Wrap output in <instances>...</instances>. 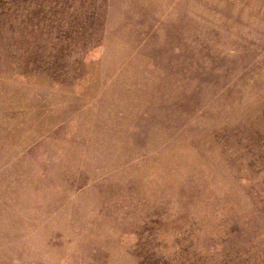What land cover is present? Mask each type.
I'll return each instance as SVG.
<instances>
[{"label": "rangeland", "instance_id": "374dc122", "mask_svg": "<svg viewBox=\"0 0 264 264\" xmlns=\"http://www.w3.org/2000/svg\"><path fill=\"white\" fill-rule=\"evenodd\" d=\"M0 264H264V0H0Z\"/></svg>", "mask_w": 264, "mask_h": 264}]
</instances>
